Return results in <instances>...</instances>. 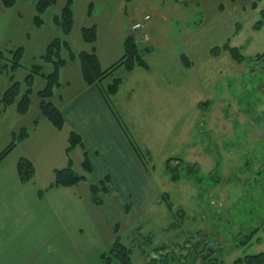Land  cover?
<instances>
[{"label":"rangeland","instance_id":"rangeland-1","mask_svg":"<svg viewBox=\"0 0 264 264\" xmlns=\"http://www.w3.org/2000/svg\"><path fill=\"white\" fill-rule=\"evenodd\" d=\"M56 1L42 15L43 28L50 31L53 15L65 2ZM89 1L75 0L74 9L78 20L109 26L110 35L101 33L90 44L100 55L102 67L122 55L123 39L132 34L137 41L148 39L140 40L139 46H149L144 58L162 83L157 87L154 79L142 76L141 67L128 71L122 65L102 80L107 84L115 76L122 79L110 97L111 106L139 149L154 191L146 211L126 217V223L122 216L117 218L120 225L112 239L118 235L131 247L132 264H150L158 252L152 247L161 245L165 252L161 259L178 257L171 264H202L201 259L212 257L217 261L212 264H244L235 260L264 252V56L255 59L256 54H264V0H256L255 7L253 0H91L92 12L86 17ZM27 2L36 14L37 0ZM146 14L149 18L143 20ZM258 20H262L260 28L255 27ZM136 21L144 26L131 28ZM54 30L61 33L57 27ZM77 37L78 28L67 36L74 49H81ZM225 42L239 46L245 59L234 60ZM33 55L25 51L23 66L15 71L20 91L26 86L29 65L39 62V56ZM71 72L67 69L68 79ZM8 83L7 75L1 73L0 97ZM59 85L51 99H57ZM41 86L40 77L35 76L26 112H18L14 102L4 109L0 104V150L22 126L28 134L33 129L32 120L40 117L36 93ZM175 156L196 163L198 170L189 173L183 162L176 167L178 178L171 179L165 160ZM175 164L172 161L170 167ZM165 192L173 209H181L183 215L168 210L160 197ZM148 234L152 243L140 244ZM195 234L207 242L195 248L199 257H194L191 243H185ZM85 246L90 256L85 264H106L99 253L92 254L96 244L90 237ZM157 264L167 261L157 260Z\"/></svg>","mask_w":264,"mask_h":264},{"label":"crops","instance_id":"crops-1","mask_svg":"<svg viewBox=\"0 0 264 264\" xmlns=\"http://www.w3.org/2000/svg\"><path fill=\"white\" fill-rule=\"evenodd\" d=\"M27 1L25 5L24 0L19 4L16 0L13 7H5L0 1V45L19 44L24 47V52L39 56L48 41L61 33L54 30L56 24L51 31L43 28L44 18L41 25H34L35 11ZM90 2L85 9L86 17L91 15L88 13ZM75 4L74 0L71 32L78 28L77 41L82 47L74 49L71 43L70 46L76 51L87 50L91 45L82 38L81 26L96 25L94 43L101 33L104 36L110 31L109 26L101 23L99 27L87 18L78 20ZM25 6L29 7L25 9ZM91 48L95 50V46ZM97 56L102 66L98 53ZM77 60L61 67L59 79L63 83L55 90L57 99L52 98L63 114V126L56 128L41 117L29 134L0 160V264H85L90 257L85 250L88 237L96 244V252L92 253L95 256L111 242L114 224L120 223L119 216L125 221L126 217L146 211L153 203L154 191L148 168L98 87L83 81ZM67 69L72 71L70 79ZM139 69H142V76L154 79L157 87L162 85L149 66ZM163 81L167 82V79ZM70 131L77 132L82 140V144L76 145L70 153L74 169L83 172L80 163L85 152L92 170L84 173L85 179L77 185L54 186V169L66 166L68 162L66 146ZM20 156L28 158L34 167L33 176L26 181H22L17 172ZM105 176L107 189L105 193H99L101 203L97 204L92 201L90 185L97 184ZM105 228H109L108 232Z\"/></svg>","mask_w":264,"mask_h":264},{"label":"trees","instance_id":"trees-1","mask_svg":"<svg viewBox=\"0 0 264 264\" xmlns=\"http://www.w3.org/2000/svg\"><path fill=\"white\" fill-rule=\"evenodd\" d=\"M15 1L16 0H1V3L5 7H11L15 4ZM73 1L74 0H65V2L61 5L59 11L53 15L54 24H56L57 28L61 30L62 35L52 37L46 44L44 51L39 55V62H34L29 65V72L24 77V84L26 86L23 90L20 91L21 84L18 80L15 79V71L17 70V68L23 66L22 58L24 55V47L19 44L14 46L5 45L4 47H0V74H6L9 80L7 87L2 92L0 97V104L1 106H3V109L8 104L14 102L16 110L18 112H26L31 102V95L33 90L32 82L35 76L40 77L41 79H43L44 83L36 93L39 98V115L40 117L49 120L54 127L61 128L64 123V117L60 110V107L53 102L51 96L54 93V88L59 85V70L63 65H65L66 62H68V60L71 61L75 58L79 60L83 81L89 85H96L103 98L110 106V97L117 92L121 83V77L115 76L107 84H103L102 80L108 75L112 74L119 65H122L128 71L137 66L144 68L148 67V63L144 58V51L149 50V46L145 45L144 47H140V40L137 41V38H135L132 34H128L125 36L123 40L124 51L122 55L115 61H113L108 67L103 68L101 66L97 53L93 48H91V46H89L87 50L83 49L76 51L72 49L67 36L71 32L74 24V13L72 8ZM55 3L56 0H37L35 5L36 14H34L33 16V21L37 26L41 25L43 22L42 13ZM91 6L92 2H90L88 6V13H91L92 11ZM252 6H256V0H253ZM261 12L264 16V10H261ZM261 22L262 20H258L255 27L260 28L261 26L259 25V23ZM80 33L85 42L93 44L97 38L96 25L93 23L82 25L80 28ZM225 48H227L234 60L242 62L245 59V56L243 55V53H241L239 46H232L228 42H225ZM213 49L215 50V48ZM259 55L264 56V54H256L255 59H258ZM181 58L184 62L187 63V57L185 54H182ZM40 117H35L32 120L33 127L38 124ZM123 129L127 134L124 126ZM27 135L28 129H26V127L24 126H22L17 132H13L12 139L0 150V160L4 158L15 147V145L20 140L24 139ZM127 136L129 137L128 134ZM67 141L68 143L66 146V152L68 155V162L66 166L54 169V180L52 182V185L54 186L77 185L79 182L85 179L84 173L90 172L92 170L91 162L85 152L80 163L83 172L79 173L74 169L72 165V158L70 156V153L76 145L82 144L80 135L75 131H70ZM130 141L135 148L139 158H141L139 149L131 139ZM172 161L176 162L173 168L170 167ZM183 162L184 161L178 157H169L166 159V168L167 170H169L168 172L170 173L171 179L174 180L178 178L176 167ZM184 165L189 173L193 172L194 170H198V165L196 163L185 162ZM33 168V164L28 158L23 156L19 157L17 161V172L22 181L29 180L33 176ZM107 183V176H105L97 184L90 185L91 197L93 202L97 204L101 202L99 193L104 192L107 189ZM160 197L166 203L167 208L171 213H173L174 215L184 214L181 209H173L172 203L167 199V192L161 194ZM118 227L119 224L115 223L113 227L114 234L117 232ZM197 234H199V232ZM197 234L193 235L192 240H189V238L185 240V243H191L190 246L195 253L194 257H199L198 252L200 251H197L195 249L197 245L201 244L202 246H205V244H207L205 239L201 238ZM144 241L150 244L152 243L149 234L143 236V239L139 242L140 244H142L144 243ZM150 247L152 246L150 245ZM163 249V245L154 248L152 247L153 251L157 250L158 252L152 255L153 257L148 263L157 264V260H164L167 261V264H171L174 259L178 258H172L170 260H167V258L161 259V257L165 255ZM141 251L146 255L145 249H142ZM159 252L160 254L157 255ZM161 252H164V254H161ZM211 253L208 254V256H211ZM98 257L106 264H132L131 247L120 241L118 235L113 237L108 246L98 254ZM200 259L201 258H198V260ZM203 260L201 259V261L203 262L202 264H212L213 261L215 263L217 262L214 257L205 258L206 262L205 260ZM239 261L244 264H264V252L246 254L244 256L238 257L235 260L236 263H239Z\"/></svg>","mask_w":264,"mask_h":264},{"label":"built area","instance_id":"built-area-1","mask_svg":"<svg viewBox=\"0 0 264 264\" xmlns=\"http://www.w3.org/2000/svg\"><path fill=\"white\" fill-rule=\"evenodd\" d=\"M149 18V15L148 14H146V15H144L143 16V20H146V19H148ZM144 26V22L143 21H136V22H134L133 24H132V28L133 29H140V28H142Z\"/></svg>","mask_w":264,"mask_h":264},{"label":"bare ground","instance_id":"bare-ground-1","mask_svg":"<svg viewBox=\"0 0 264 264\" xmlns=\"http://www.w3.org/2000/svg\"><path fill=\"white\" fill-rule=\"evenodd\" d=\"M105 193V192H104ZM101 203V202H100Z\"/></svg>","mask_w":264,"mask_h":264}]
</instances>
